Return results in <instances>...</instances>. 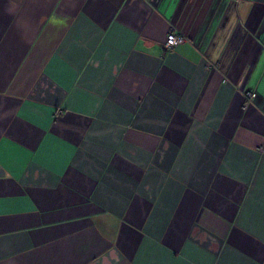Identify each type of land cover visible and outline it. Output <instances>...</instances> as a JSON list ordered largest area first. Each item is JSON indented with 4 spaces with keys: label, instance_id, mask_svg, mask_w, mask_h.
Masks as SVG:
<instances>
[{
    "label": "crops",
    "instance_id": "crops-1",
    "mask_svg": "<svg viewBox=\"0 0 264 264\" xmlns=\"http://www.w3.org/2000/svg\"><path fill=\"white\" fill-rule=\"evenodd\" d=\"M262 145L264 0H0V264H264Z\"/></svg>",
    "mask_w": 264,
    "mask_h": 264
},
{
    "label": "built area",
    "instance_id": "built-area-1",
    "mask_svg": "<svg viewBox=\"0 0 264 264\" xmlns=\"http://www.w3.org/2000/svg\"><path fill=\"white\" fill-rule=\"evenodd\" d=\"M186 40L185 36L179 32H176L174 29H171L168 31L166 40L163 44V47L166 51L174 49L177 45L180 43L184 42ZM245 98H246V103L245 107L251 102L254 97H255V92L251 90H246L244 92ZM259 150L261 152H264V145L259 147Z\"/></svg>",
    "mask_w": 264,
    "mask_h": 264
}]
</instances>
